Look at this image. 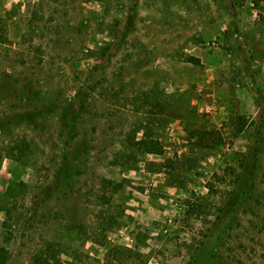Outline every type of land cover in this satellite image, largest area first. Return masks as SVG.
Listing matches in <instances>:
<instances>
[{
    "label": "rangeland",
    "instance_id": "1",
    "mask_svg": "<svg viewBox=\"0 0 264 264\" xmlns=\"http://www.w3.org/2000/svg\"><path fill=\"white\" fill-rule=\"evenodd\" d=\"M0 264H264V0H0Z\"/></svg>",
    "mask_w": 264,
    "mask_h": 264
},
{
    "label": "trees",
    "instance_id": "2",
    "mask_svg": "<svg viewBox=\"0 0 264 264\" xmlns=\"http://www.w3.org/2000/svg\"><path fill=\"white\" fill-rule=\"evenodd\" d=\"M189 59H190V61H192L193 63H198L199 62V59L198 58H195L194 56H191V57H189ZM83 90H85V88L83 89ZM76 95L78 96L79 94H78V92L76 93ZM85 95H86V92H81V94L79 95V100L80 101H83V100H85L86 98H85ZM119 184L117 183L116 184V186H118Z\"/></svg>",
    "mask_w": 264,
    "mask_h": 264
},
{
    "label": "built area",
    "instance_id": "3",
    "mask_svg": "<svg viewBox=\"0 0 264 264\" xmlns=\"http://www.w3.org/2000/svg\"><path fill=\"white\" fill-rule=\"evenodd\" d=\"M205 111L211 113L212 115H216L217 114V109L216 108L210 109V108L206 107Z\"/></svg>",
    "mask_w": 264,
    "mask_h": 264
}]
</instances>
